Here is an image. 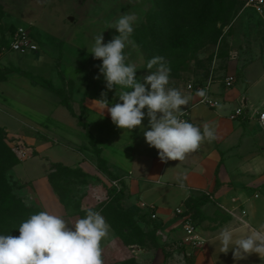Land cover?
Instances as JSON below:
<instances>
[{
	"label": "rangeland",
	"instance_id": "rangeland-1",
	"mask_svg": "<svg viewBox=\"0 0 264 264\" xmlns=\"http://www.w3.org/2000/svg\"><path fill=\"white\" fill-rule=\"evenodd\" d=\"M246 1L0 0V69H20L32 74L35 80L44 77L56 89L63 87L58 75L61 71L75 84L82 69L100 70L102 60L91 55L95 37L103 32V42L111 41L118 35L114 28H109L116 19L124 13L135 14L137 22L125 49L126 62L135 65L136 76L142 79L148 72L155 71V67L147 68L148 60L164 57L171 68L169 87L178 88L191 97L184 111L189 118L190 106L204 105L197 91L189 89L190 85L193 89L208 87L210 96L217 100L223 98L225 103L228 93H235L246 102L249 87L264 84V12L255 13L247 7ZM20 29L38 45L36 53L21 54L11 50V41ZM229 75L236 78L232 89L224 86ZM90 77L94 79L86 70L81 86ZM30 85L28 77L17 72L9 74L0 82V107L5 99V104L12 109L24 113L28 119L35 118L40 104H44L35 94L42 89L49 96L47 101L57 110L61 109L60 101L64 96L79 113V102H72L68 85L62 97L41 86L33 90ZM247 108L246 105V111H251V107ZM1 111L0 123H3L9 118ZM220 111L227 113V109ZM61 112L65 116L69 114L68 110L67 114ZM79 133L84 138L83 133ZM48 142L56 146L54 141L37 132L29 120L24 121L17 134L0 127V159L5 157L1 154V143L15 156V160L0 163V187L6 202L0 203V227H19L22 221L39 211L66 213L75 222L93 209L99 211L106 222L110 219L120 227L119 232L110 227L108 238L102 242L104 264L193 262L201 248L185 243L182 225L179 238L161 234L158 221L151 219L140 203L130 204L127 193L112 186L117 180L99 170L90 155L84 153L87 173L76 162L68 167L73 172L63 171L55 166L60 163L46 158ZM94 149L90 146L81 150L94 154ZM158 187L152 185V189ZM179 197L173 192L166 196L154 193L146 195L145 202L157 201L164 210L162 214L168 216L179 205ZM187 204L192 209L198 233L205 240L225 227V224L218 226V222L227 221V217L235 219L232 210L225 206L213 207L205 201L196 204L191 200ZM175 220L173 223L178 222Z\"/></svg>",
	"mask_w": 264,
	"mask_h": 264
},
{
	"label": "crops",
	"instance_id": "crops-1",
	"mask_svg": "<svg viewBox=\"0 0 264 264\" xmlns=\"http://www.w3.org/2000/svg\"><path fill=\"white\" fill-rule=\"evenodd\" d=\"M33 42L36 44L34 40ZM37 51L38 49L31 53ZM86 70L91 72L94 79L91 76V79L86 80L81 86V79ZM43 79L46 78L43 77ZM66 79L70 80L67 77ZM30 86L33 90L39 87L32 84ZM41 90L38 89L35 95L44 104H40L39 116L35 118L28 119L24 113L6 105L7 101L4 99V104H1L0 109L9 120L6 119L7 121L0 123V127L17 134L24 125V121L29 120L37 132L48 140L54 141L56 145L54 147L48 142L49 148L45 149L46 158L66 167L76 162L75 164L87 173L84 155L86 153L90 155L95 164H97V158L90 150H81L82 145L88 142L85 132L78 126L76 117L65 106L60 104L61 109L57 110L47 101L49 96ZM47 91L50 90L47 89ZM120 91V86L112 90L107 89L106 81L100 70L84 68L76 76L71 94L72 102H79V113L74 112L81 117L82 122L89 126L109 171L123 180L127 201L133 206L143 203L156 207L157 219L155 221H158L161 234L172 236V238L181 237V220L176 216L175 210L179 207L187 209L189 206L187 203L190 200L196 204L205 201L213 207L225 206L231 209L235 219L227 217V221L218 222V226L225 224V227L232 228L234 238L247 234V226L244 222L253 227L264 225V129L260 128L255 118L252 117L259 109L264 111V84L251 85L246 102L238 99L237 94L228 93L225 103H223V98L220 99L221 103L217 108L199 104L190 106L188 121L201 127L205 122L210 123L215 126L217 134L214 140L203 142L183 161H161L158 151L156 152L155 148L146 143L140 127L131 131L123 130L112 122L107 109L103 112L97 100L102 98L101 93H107L110 104L118 103L120 102L118 99ZM241 104L247 105L248 108L251 107V111L249 110L251 113L247 111L246 117L232 121L231 113L241 107ZM43 108L45 111L42 110ZM222 109H227V113H222L220 111ZM61 110L65 113L68 110L69 114L66 113L68 117L62 115ZM11 116L17 117L18 120H12ZM142 126L147 130V117L142 121ZM79 132L83 133L84 138ZM150 149L154 151L151 152ZM37 151L40 153L42 150ZM181 183L184 184L183 188L180 187ZM152 185L160 187L152 189ZM172 192L176 195L178 193L180 200L177 208L168 216L162 214L164 210L157 201L145 202L146 195L160 193L166 196ZM182 204L184 207H181ZM144 212L150 215L147 210ZM65 214L61 216L70 223H74L72 218ZM175 219L178 222L173 223ZM220 231L206 239L192 264H264V257L260 258L256 254L236 259L231 251L232 246L226 253L218 237Z\"/></svg>",
	"mask_w": 264,
	"mask_h": 264
},
{
	"label": "clouds",
	"instance_id": "clouds-1",
	"mask_svg": "<svg viewBox=\"0 0 264 264\" xmlns=\"http://www.w3.org/2000/svg\"><path fill=\"white\" fill-rule=\"evenodd\" d=\"M136 22L135 14L124 13L109 27L118 33L111 41L103 42V32L95 37L91 55L102 60L100 73L107 89L121 88L120 102L110 104L107 93H101L97 101L118 128L131 131L140 127L146 143L158 151L161 161H183L203 142L214 140L216 128L207 122L201 127L183 118L191 97L169 87L171 68L164 57L148 60L147 68L155 67V71L137 78L135 65L126 62L125 51ZM196 95L205 96V91L198 89ZM145 117L147 130L142 126ZM244 223L247 234L240 238H234L230 227L221 229L218 237L223 250L227 253L232 246L238 260L249 254L264 257V225ZM109 230L102 214L93 209L74 223L61 215L39 211L20 223L18 236L0 234V264H104L102 242Z\"/></svg>",
	"mask_w": 264,
	"mask_h": 264
},
{
	"label": "built area",
	"instance_id": "built-area-1",
	"mask_svg": "<svg viewBox=\"0 0 264 264\" xmlns=\"http://www.w3.org/2000/svg\"><path fill=\"white\" fill-rule=\"evenodd\" d=\"M247 7H250L257 14H263L264 12V0H247ZM38 49L37 45L33 42V40L29 37L24 29H20L15 37L11 41V50L16 53L25 54L27 52L36 51ZM236 84V78L234 75H229L224 80V86L226 89H232ZM189 89L191 91H197L198 89H203L205 91V96H200V102L209 108H217L221 101L215 99L210 96L209 88L205 87H197V89H193V86L190 85ZM248 112L246 111V106L242 105L241 107L235 109L231 115L230 119L232 121H237L241 117H246ZM257 124L260 128L264 129V111H256L253 115ZM183 118L188 120V113L184 112ZM112 186L117 190H120L119 181H113ZM140 207L142 209L147 210L150 213V218L153 220L157 219L156 207L154 205H146L141 204ZM176 216L181 220V225L184 228L185 232V243L192 246L193 248H202L205 239L198 233L194 220L192 218L191 212H188V209L177 208L175 210Z\"/></svg>",
	"mask_w": 264,
	"mask_h": 264
},
{
	"label": "trees",
	"instance_id": "trees-1",
	"mask_svg": "<svg viewBox=\"0 0 264 264\" xmlns=\"http://www.w3.org/2000/svg\"><path fill=\"white\" fill-rule=\"evenodd\" d=\"M255 12V11H254ZM13 72H17L18 74L20 75H24L26 77H28V79L30 80L31 84L32 85H37V86H41V87H44L50 91H53L54 93L60 95L62 97V95L64 93H66V86L68 85L69 86V93H72L73 91V88H74V81L72 80H67L66 77L64 76L63 73L59 72V77L61 79V82H62V85L63 87L61 89H56L53 85V83L50 81V80H47V79H39V80H35L34 76L28 72H25V71H22L20 69H10V68H6V69H0V82L1 81H4L7 79V76ZM68 93V92H67ZM60 104L62 106H65L70 112L71 114L76 117V120H77V124L78 126L85 132V135H86V138L88 139V142L86 144H83L82 145V148L83 149H86L87 148H90V146H92L93 148H95L94 150V154L97 158V165H98V169L101 170L102 172H104L108 177H112L114 178L115 180L119 181V185H120V191L119 192H125V184L123 183V180L120 178V177H117L116 175H113L109 169H108V166H107V163L106 161L101 157V150L100 148L96 145L95 143V139H94V136L92 135L91 131H90V128L87 124H85L84 122H82V119L80 116H78L74 110H73V107L71 106V103H70V99H67V97H62L61 98V101H60ZM89 143V144H88ZM1 154L5 157H3L2 159H0V163L3 162V160H15V156L14 154L12 153V151L8 148H5L4 144L1 143ZM55 166L57 167H60V169H62L63 171H74L62 164H55ZM79 173H81L82 175L86 176L85 173H83L81 170H77ZM51 175V174H50ZM51 177V176H50ZM2 187H0V203H6L4 201V199H2ZM8 190V189H7ZM118 194V192H117ZM117 196V195H115ZM121 198V197H120ZM123 198V197H122ZM8 203V202H7ZM1 206V205H0ZM188 212H191L192 209L191 207L188 206ZM192 213V212H191ZM107 222L108 224L110 225L111 228H113L116 232H119L120 231V227L118 224L114 223L113 221H111L110 219H107ZM158 225V224H157ZM158 228H159V225H158ZM11 234L13 236H18L19 235V231H18V227H7V228H2L0 227V234ZM189 264H192V263H189Z\"/></svg>",
	"mask_w": 264,
	"mask_h": 264
}]
</instances>
